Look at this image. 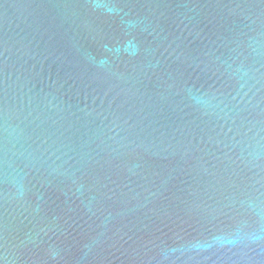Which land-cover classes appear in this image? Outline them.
Listing matches in <instances>:
<instances>
[{
  "label": "water",
  "instance_id": "1",
  "mask_svg": "<svg viewBox=\"0 0 264 264\" xmlns=\"http://www.w3.org/2000/svg\"><path fill=\"white\" fill-rule=\"evenodd\" d=\"M0 264H264V0H0Z\"/></svg>",
  "mask_w": 264,
  "mask_h": 264
}]
</instances>
